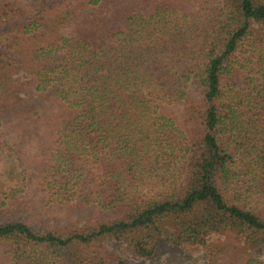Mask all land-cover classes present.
Here are the masks:
<instances>
[{
    "label": "trees",
    "instance_id": "obj_1",
    "mask_svg": "<svg viewBox=\"0 0 264 264\" xmlns=\"http://www.w3.org/2000/svg\"><path fill=\"white\" fill-rule=\"evenodd\" d=\"M7 169L0 264H264V0H0Z\"/></svg>",
    "mask_w": 264,
    "mask_h": 264
},
{
    "label": "rangeland",
    "instance_id": "obj_2",
    "mask_svg": "<svg viewBox=\"0 0 264 264\" xmlns=\"http://www.w3.org/2000/svg\"><path fill=\"white\" fill-rule=\"evenodd\" d=\"M18 77L22 80H27V75L24 72H20ZM5 174L0 173V176L4 175L3 179L6 183H12L14 186H12L9 192L5 186H0L2 195L12 193L11 195L15 194L18 196L26 190L27 193H30V191H32L31 189H36L35 183L37 178L35 176L29 180V182L31 181L29 183L25 181L28 177L20 174L17 170L7 169ZM35 194H37V192H35ZM212 239L243 244V242L237 240L232 235H217L212 237ZM107 244L111 249L119 251L129 264H202L208 259V252L204 246L190 244L180 246L173 244L166 238L157 241L156 252L151 258L137 256L124 241L109 239ZM249 252L255 257L264 258V245L260 248L249 250Z\"/></svg>",
    "mask_w": 264,
    "mask_h": 264
}]
</instances>
